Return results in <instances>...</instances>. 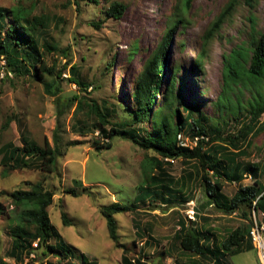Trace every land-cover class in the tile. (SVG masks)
I'll return each mask as SVG.
<instances>
[{
    "label": "rangeland",
    "instance_id": "374dc122",
    "mask_svg": "<svg viewBox=\"0 0 264 264\" xmlns=\"http://www.w3.org/2000/svg\"><path fill=\"white\" fill-rule=\"evenodd\" d=\"M99 1V7L81 2L78 8L73 0H0V7L12 10L25 8L26 19H45L46 26L40 44L47 41L58 50H69L67 56L59 52L47 55L45 63L48 66L55 64L58 69L66 63L77 67L80 80L89 86L85 92L80 91L75 84L65 81L68 78V71L65 70L63 75L67 77L62 75L64 81L60 83L59 96L63 99L72 95L83 97L84 100L92 98L106 107L111 120L116 121L133 110L129 97L133 78L141 62L147 59L161 41L175 0H108L121 2L126 7L118 21L106 18L103 10L108 7V3L106 0ZM227 1L194 0L186 14L188 23L178 27L173 34L166 57L164 81H167L171 70L175 68L178 71L176 89L185 111L199 116L209 129L220 128L223 137H234L249 117L248 104L252 100L264 98V78L241 91L238 85L236 87L230 83L224 89L223 66L235 49L247 52L246 59L249 60L254 37L264 30V0H257L251 9L239 0L231 16L203 47L205 56L201 66H192L202 49L204 32ZM134 44L137 52L133 59L128 60V52ZM111 59L114 64L108 66ZM3 64L1 58L0 146L12 144L20 147L23 137L39 147H42L44 140L54 145L52 135L57 119L56 97L45 93L40 81H25L16 77L6 80L1 69ZM243 105H247L246 108ZM75 106L59 118L57 139L64 155L59 158L54 173L46 174L35 167L10 172L0 161V262L15 263L7 254L11 247L9 229L17 221L16 215L21 208L18 213L15 212L9 194L17 188H26V184L43 182L55 191L53 203L48 207L50 225L77 256L82 254L97 264H121L122 257L131 262L139 259L141 264H177L188 261L213 264L209 259L202 260L179 247L178 240L174 238L179 222L183 221L186 226L194 224L199 231L209 230L217 240H221L230 231L248 224V218L245 221L236 213L225 215L206 204L207 198L199 184L195 168L198 165L195 162L184 164L176 161L166 167V172L176 179L187 173L192 174L186 183L187 192H191L190 202L184 201L186 193L167 206H163L160 201H147L144 204L141 200L138 202L139 186L143 184L142 187H147L150 176V170L143 169V161L154 154L118 137L112 139L113 146L110 149L96 151L92 147V140H98L97 132L90 133L88 130L84 135H79L70 127L74 121ZM243 108L246 109L244 113ZM171 119L174 120V117L171 116ZM188 135H184L187 143L190 142ZM239 143L245 153L237 162L243 168L256 165L261 172L259 182L264 184V132L255 137L249 135ZM223 165L225 168L228 166L227 163H221L220 170ZM253 179L248 173L241 185L252 184ZM235 184L224 181L222 193L230 197L236 189ZM71 188L77 196L64 193ZM163 195L168 199L174 193L163 189ZM115 201L131 207L137 205L133 209L134 213L115 216L120 248L115 247L109 239L106 222L99 213L100 209ZM62 212L69 221L68 226L62 224ZM133 220H137L139 228H143L139 230V235ZM141 237L153 238L148 240L154 246L143 256L138 252L143 242ZM155 242L157 244L153 245ZM77 256L73 262L80 264ZM24 259L22 264H70L72 261L65 258L58 263L54 257L44 258L38 253L30 257V260L27 257ZM222 263L259 264L253 250L228 256L222 259Z\"/></svg>",
    "mask_w": 264,
    "mask_h": 264
},
{
    "label": "trees",
    "instance_id": "16d2710c",
    "mask_svg": "<svg viewBox=\"0 0 264 264\" xmlns=\"http://www.w3.org/2000/svg\"><path fill=\"white\" fill-rule=\"evenodd\" d=\"M241 1L251 9L257 0ZM81 2L95 7L100 6L99 0H73L78 8ZM105 2L108 3V7L103 10L106 18L118 21L125 12V5L118 1L108 2L106 0ZM193 2L194 0H175L173 12L161 41L147 59L141 62L138 73L133 78L132 91L129 96L133 110L116 121L111 120L106 107L101 106L92 98L84 100L83 97L72 95L63 99L59 96L60 83L64 81L62 75L65 70L68 71V78L65 81L75 84L82 92H85L89 86L80 80L77 67L66 63L58 69L55 64L48 66L45 63L44 58L51 53L59 52L65 56L69 55L68 49L58 50L54 44L47 41L40 44L43 28L46 26L45 19L36 17H32L31 20L26 19L24 15L26 9L22 7V9L15 10L0 7V59L4 60L1 66L4 71L3 78L8 80L16 77L23 78L25 81L28 79L40 81L44 92L56 97L57 104L56 126L52 135L54 145L44 140L42 147H39L35 142L23 137L20 147L12 144L0 146V161L10 172L35 167L46 174L54 173L59 158L64 155L59 139H57L60 128L59 118L70 107L76 105L73 114L74 121L70 127L79 135H84L88 130L90 133L97 132L98 138L96 139L98 140H92V147L96 151L110 149L113 146L112 139L118 137L122 140H129L145 152L150 151L154 154L143 161L145 165L143 169L150 170V176L147 179V187H142L143 184L139 186L140 193L136 198L138 202L141 200L144 204L147 201V203L160 201L163 206H167L173 203V200L180 199V195H185V193L184 201L190 202L191 192H187L186 183L192 174L187 173L176 179L166 172V167H170L176 161L184 164L195 162L198 165V168H195L199 184L207 198L206 204L225 215L236 213L245 221L248 218V224L230 231L221 240H217L209 230L199 231L194 224L186 226L183 221L179 222L180 226L174 238L178 240L179 247L183 251L202 260L209 259L213 264H223V258L253 250L248 239L251 215L252 212L256 215L259 212L264 213V188L259 182L261 172L258 171L256 165L243 168L242 164L237 162V159L245 153L240 148L239 142L245 141L249 135L255 137L264 132V118L261 119L264 115V98L252 100L248 104L249 117L241 124L234 137L228 135L223 137L220 128L209 129L199 116L185 111L180 104L176 89L175 81L178 71L173 68L166 82L164 76L167 70L166 57L173 34L178 27L188 23L186 14ZM238 3L239 0H228L210 23L202 36L203 46L192 64L193 67L201 66L205 56L203 47L220 30ZM92 25L98 27L97 24ZM254 38L248 61L246 59L248 56L245 54L247 52L241 49H235L226 60L223 66L225 70L224 89L228 88L226 85L230 83L233 86L238 85L236 87L241 91L253 82L256 83L264 78V30ZM136 52L137 46L134 44L128 52V60L133 59ZM113 64L114 61L111 59L108 66ZM237 103L240 105L239 102ZM243 106L246 108L247 105ZM245 108L242 110L243 113L246 111ZM240 112L239 109L238 113ZM147 125H149L148 128H146ZM185 134H189L187 138L190 139L189 143L184 140ZM246 145L250 147L249 143ZM221 163H227L228 166L225 168L223 165L220 170ZM248 173L254 178L253 183L241 185ZM224 181L236 183V189L230 197L222 193ZM163 189L174 193V196L165 199ZM64 193L73 197L77 196L73 188ZM54 196L55 191L43 182L26 184V188H17L9 194L10 203L15 207V212L18 213V209L21 208L20 213L16 215L17 221L9 229L11 247L7 254L14 260V264H22L26 257L30 260V255L35 253L44 258L54 257L58 263L65 258L72 259L70 264H75L73 259L77 254L63 242L50 225L48 207L52 205ZM26 206L30 207L25 208ZM135 206L137 205L131 207L115 201L99 211L106 222L108 237L117 248H120L121 244L117 236L118 226L115 216L134 213ZM1 213L2 207L0 206ZM60 216L62 224L68 226L69 221L66 214L62 212ZM7 217L10 218L9 215ZM11 221L13 223L12 219ZM133 226L139 235V230L142 231L143 228H139L137 220H133ZM141 239L143 242L138 252L143 256L150 247L154 246L148 240L153 238L141 237ZM34 243L36 247H33ZM155 244L157 243L153 245ZM77 257H79L80 264H97L96 261L82 254ZM188 263L197 264L198 262L188 261ZM188 263L177 262V264ZM121 264H141V260L131 262L126 257H122Z\"/></svg>",
    "mask_w": 264,
    "mask_h": 264
},
{
    "label": "built area",
    "instance_id": "2783aa9c",
    "mask_svg": "<svg viewBox=\"0 0 264 264\" xmlns=\"http://www.w3.org/2000/svg\"><path fill=\"white\" fill-rule=\"evenodd\" d=\"M248 238L255 251L258 263L264 264V213L256 215L252 212ZM33 247H36V243L33 244ZM30 257H34V255L31 254Z\"/></svg>",
    "mask_w": 264,
    "mask_h": 264
},
{
    "label": "crops",
    "instance_id": "0c3cea01",
    "mask_svg": "<svg viewBox=\"0 0 264 264\" xmlns=\"http://www.w3.org/2000/svg\"><path fill=\"white\" fill-rule=\"evenodd\" d=\"M248 185H250V184H248ZM260 186L262 187V188H264V184H260ZM259 213H263V212H259ZM259 215V214H258ZM227 258V257H226ZM223 259H225V258H223Z\"/></svg>",
    "mask_w": 264,
    "mask_h": 264
},
{
    "label": "clouds",
    "instance_id": "9594fccd",
    "mask_svg": "<svg viewBox=\"0 0 264 264\" xmlns=\"http://www.w3.org/2000/svg\"><path fill=\"white\" fill-rule=\"evenodd\" d=\"M64 77H67L66 75H63ZM236 185V184H235ZM249 239V238H248ZM252 245V244H251ZM253 251H254V249H253ZM255 252V251H254ZM256 256V255H255Z\"/></svg>",
    "mask_w": 264,
    "mask_h": 264
}]
</instances>
